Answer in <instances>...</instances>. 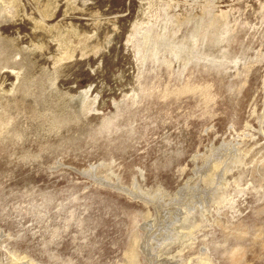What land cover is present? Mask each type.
Wrapping results in <instances>:
<instances>
[{"label": "rangeland", "instance_id": "obj_1", "mask_svg": "<svg viewBox=\"0 0 264 264\" xmlns=\"http://www.w3.org/2000/svg\"><path fill=\"white\" fill-rule=\"evenodd\" d=\"M0 264H264V0H0Z\"/></svg>", "mask_w": 264, "mask_h": 264}]
</instances>
